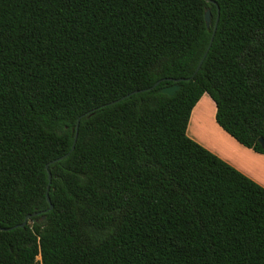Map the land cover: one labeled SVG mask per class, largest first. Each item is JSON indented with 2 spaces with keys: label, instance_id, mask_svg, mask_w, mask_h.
<instances>
[{
  "label": "trees",
  "instance_id": "obj_1",
  "mask_svg": "<svg viewBox=\"0 0 264 264\" xmlns=\"http://www.w3.org/2000/svg\"><path fill=\"white\" fill-rule=\"evenodd\" d=\"M214 1L0 0V264H264V186L187 133L208 93L264 153V0Z\"/></svg>",
  "mask_w": 264,
  "mask_h": 264
},
{
  "label": "crops",
  "instance_id": "obj_2",
  "mask_svg": "<svg viewBox=\"0 0 264 264\" xmlns=\"http://www.w3.org/2000/svg\"><path fill=\"white\" fill-rule=\"evenodd\" d=\"M204 95L192 110L188 135L264 186V153L243 145L224 130L216 120L217 108L214 100L210 95ZM211 103L213 111L208 115L206 107Z\"/></svg>",
  "mask_w": 264,
  "mask_h": 264
},
{
  "label": "water",
  "instance_id": "obj_3",
  "mask_svg": "<svg viewBox=\"0 0 264 264\" xmlns=\"http://www.w3.org/2000/svg\"><path fill=\"white\" fill-rule=\"evenodd\" d=\"M207 1L212 2V3H215L214 0H207ZM205 19H206L207 25L210 26V23H211V21H212V13H211V10H210V9H207V10H206V13H205ZM218 21H219V11H218L217 20H216V23H215V26H214V30H213V33H212V37H211V40H210V44H209V46H208V48H207V50H206V52H205V54H204V56H203V58H202V61L200 62V64H199L197 70L200 68V66H201V64H202V62H203V60L205 59L207 53L209 52V50H210V48H211V46H212V43H213V41H214V37H215V33H216V29H217V26H218ZM197 70H196V71H197ZM168 79H170V78H168ZM180 80H181V79H174L175 82H179ZM159 83H160V81H158V82L155 84V86H156L157 84H159ZM179 88H180V85H179V84L167 85V86H164V87L162 88V92L167 93V94H170V95H173V94H175V92H176ZM134 92H136V91H134ZM123 98H124V97H123ZM118 100H119V99H118ZM108 104H109V103H108ZM80 119H81V117H79V119H78V121H77V133H76V138H77V134H78V128H79V124H80ZM259 141H260V143L262 144V146H263V148H264V138H263V137H260ZM74 147H75V145H73L71 151L74 149ZM68 154H69V153H66V154H64V155H62V156H60V157L54 159L52 162H56V161H58V160H61V159L65 158L66 156H68ZM48 167H49V164H47V168H48ZM51 178H52V175H51V172L49 171V179H50V182H51ZM49 187H50V186H48V189H49ZM48 200L50 201V197H49V195H48ZM52 207H53V205L51 204L49 209H52ZM49 209H47L46 211H48ZM38 213H39V212H34V213H32V214H28V215L25 217L24 222L21 223V224H19V225H16V227H17V226L24 227V226L28 223L29 219H30L32 216L37 215ZM10 228H11V227H10ZM10 228H9V229H10ZM1 229L5 230V229H7V228H1Z\"/></svg>",
  "mask_w": 264,
  "mask_h": 264
},
{
  "label": "rangeland",
  "instance_id": "obj_4",
  "mask_svg": "<svg viewBox=\"0 0 264 264\" xmlns=\"http://www.w3.org/2000/svg\"><path fill=\"white\" fill-rule=\"evenodd\" d=\"M204 96H209V95L205 94ZM199 106H200V104L196 107V109H198ZM206 110H207V112H208V115H211V113H212V111H213V105H212V103L209 104V105H207ZM39 258H40V257H39Z\"/></svg>",
  "mask_w": 264,
  "mask_h": 264
}]
</instances>
